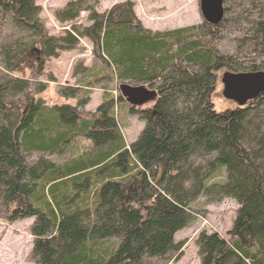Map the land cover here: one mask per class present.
<instances>
[{
  "label": "trees",
  "instance_id": "trees-1",
  "mask_svg": "<svg viewBox=\"0 0 264 264\" xmlns=\"http://www.w3.org/2000/svg\"><path fill=\"white\" fill-rule=\"evenodd\" d=\"M223 1L217 25L153 32L130 1L99 14L98 0H72L55 20L84 12L90 25L54 37L35 0H0V219H32L34 264L177 262L186 242L173 236L195 220L194 203L224 200L236 202V217L225 237L196 236L199 264H264V84L233 111L217 112L211 97L220 71L264 83V2ZM225 22L234 24L231 54L217 49ZM78 38L102 65L88 80L155 91L143 104L154 103L140 109L106 93L85 113L83 79L57 89L76 106L35 99L47 88L36 80L46 60L75 50ZM25 70L29 79L12 76ZM121 102L145 123L128 146L114 113ZM80 140L89 145L77 152Z\"/></svg>",
  "mask_w": 264,
  "mask_h": 264
},
{
  "label": "rangeland",
  "instance_id": "rangeland-1",
  "mask_svg": "<svg viewBox=\"0 0 264 264\" xmlns=\"http://www.w3.org/2000/svg\"><path fill=\"white\" fill-rule=\"evenodd\" d=\"M72 0H35L40 7V19L49 36L58 37L65 31H71L70 27L76 28L88 27L87 14L81 13L79 17L70 24H60L54 18V12L62 9ZM134 5V16L138 22L149 31L163 32L175 30L176 28H187L188 26H199L203 23L202 15L199 11V0H127ZM229 1V0H228ZM264 2V0H261ZM126 2V0H98L96 11L99 14L105 13L115 4ZM230 8L232 2L229 1ZM230 12L232 10L230 9ZM234 20L233 13L227 17L230 21ZM220 33L221 40L217 42V49L220 53L231 54L234 50L232 41L235 38L232 28V22H225ZM6 34V32H5ZM8 35L12 34L10 32ZM3 41L0 42L2 44ZM102 65L93 56V46L86 38H78V46L75 50L69 52H60L56 58L48 59L45 62L42 76L36 79L37 83H47L44 92L34 96L40 99L48 107L51 106H76L77 101L72 99H63L57 94L58 88L74 86L78 79H83L82 91L86 88L89 91V101L83 108L85 113H93L101 104L103 96L108 93L112 98H116L119 93V85L115 79H101L94 81L88 80L87 76L100 70ZM225 71L217 72L216 87L213 92L212 104L217 112L233 111L242 105L239 95L234 92V87L227 82L228 77ZM12 76L17 78L29 79L30 71L23 73H14ZM99 77V75H98ZM88 83V85H86ZM228 84V87L227 85ZM86 86V88H85ZM140 105L139 108L153 104ZM117 124L124 138L126 146L132 144L140 133L145 123L139 120L137 116L128 112L126 102H121L115 109ZM77 152H82L88 142L78 141ZM71 153L67 154L68 158ZM34 158L36 156H33ZM56 162L62 161V158H53ZM193 207L200 208L193 214L195 220L187 227L176 232L173 236L175 243L186 242L181 250L182 257L170 264H199V257L196 248V236L200 232L217 233L224 236L231 229L232 222L236 217L237 204L233 200H224L218 205L203 206L200 201L194 203ZM32 219L17 220L13 223H6L0 219V264H34L30 260V251L32 247V237L29 233V227ZM109 247L112 244L110 240L105 242Z\"/></svg>",
  "mask_w": 264,
  "mask_h": 264
},
{
  "label": "water",
  "instance_id": "water-1",
  "mask_svg": "<svg viewBox=\"0 0 264 264\" xmlns=\"http://www.w3.org/2000/svg\"><path fill=\"white\" fill-rule=\"evenodd\" d=\"M199 11L203 21L208 25H217L223 18V0H199ZM228 80L234 87V92L239 95L240 102L243 105L250 97H254L263 86V77L261 75L230 76ZM228 87V84H226ZM121 96L131 105H141L146 97H154L155 91L150 92L145 88L128 87L125 84L119 85Z\"/></svg>",
  "mask_w": 264,
  "mask_h": 264
}]
</instances>
